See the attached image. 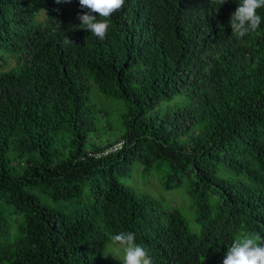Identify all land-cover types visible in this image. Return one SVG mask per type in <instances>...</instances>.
Here are the masks:
<instances>
[{
  "label": "trees",
  "instance_id": "1",
  "mask_svg": "<svg viewBox=\"0 0 264 264\" xmlns=\"http://www.w3.org/2000/svg\"><path fill=\"white\" fill-rule=\"evenodd\" d=\"M69 2L0 0V264H120L99 246L122 231L152 264H222L264 236V7L240 37L239 0H125L101 40ZM134 164L187 206L123 183Z\"/></svg>",
  "mask_w": 264,
  "mask_h": 264
},
{
  "label": "clouds",
  "instance_id": "2",
  "mask_svg": "<svg viewBox=\"0 0 264 264\" xmlns=\"http://www.w3.org/2000/svg\"><path fill=\"white\" fill-rule=\"evenodd\" d=\"M221 4L225 0H220ZM125 0H79V7L87 9L79 13L81 28L103 40L109 28L108 18L120 10ZM264 7V0H239V4L229 20L233 34L240 37L255 31L261 24L257 10ZM99 17V18H98ZM222 24H219V26ZM111 245L118 246L122 255L105 243L103 255L115 256L120 264H152L146 249L136 243L135 233L119 232L110 235ZM222 264H264V236L256 232L241 230L227 248Z\"/></svg>",
  "mask_w": 264,
  "mask_h": 264
},
{
  "label": "rangeland",
  "instance_id": "3",
  "mask_svg": "<svg viewBox=\"0 0 264 264\" xmlns=\"http://www.w3.org/2000/svg\"><path fill=\"white\" fill-rule=\"evenodd\" d=\"M71 2L67 3L66 5V11L68 13V16L71 18V22L75 23L79 20L78 15L82 11H86L87 9H81L77 6L71 5ZM45 17V13L42 12L39 16L40 19H43ZM12 64V61H10L6 66H3L0 62V70L6 67H9ZM164 167H161L159 170L151 169L149 173H147L145 176H142V167L141 165L134 164L128 173V175L124 178H121V181L123 183L129 185L134 191H137L138 193H146L149 195H153L160 199L164 204H170L172 202L173 205H176V202L178 205H182L186 207V201L185 199L188 197L186 190L184 187H179L171 190H164L159 182V179H161L165 173L163 170ZM48 198L47 196L45 199ZM48 203L50 205H53L55 207L60 206V203H54L51 199L48 198ZM182 206H179L183 209L184 214L186 215V219L191 227L192 230H197V224L194 221L193 211L187 207L184 208ZM14 217V216H13ZM11 224L9 226L8 232L10 239L12 238V235L17 227V222L13 219ZM109 244L112 248L116 250L117 255H122V250L118 248L116 245H111V242L106 243ZM100 250L102 252L105 249V244L102 246H99ZM107 257L109 258H116L112 254H109Z\"/></svg>",
  "mask_w": 264,
  "mask_h": 264
},
{
  "label": "built area",
  "instance_id": "4",
  "mask_svg": "<svg viewBox=\"0 0 264 264\" xmlns=\"http://www.w3.org/2000/svg\"><path fill=\"white\" fill-rule=\"evenodd\" d=\"M122 144H123V141H122V140L117 141V142L113 143L112 145L108 146V147L103 151L102 154L105 155V154H109V153L115 152L116 150L121 149Z\"/></svg>",
  "mask_w": 264,
  "mask_h": 264
}]
</instances>
